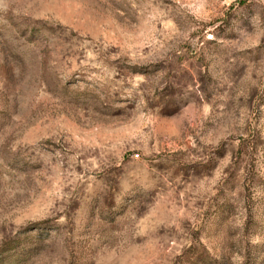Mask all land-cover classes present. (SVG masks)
<instances>
[{"label":"rangeland","instance_id":"374dc122","mask_svg":"<svg viewBox=\"0 0 264 264\" xmlns=\"http://www.w3.org/2000/svg\"><path fill=\"white\" fill-rule=\"evenodd\" d=\"M0 264H264V0H0Z\"/></svg>","mask_w":264,"mask_h":264}]
</instances>
